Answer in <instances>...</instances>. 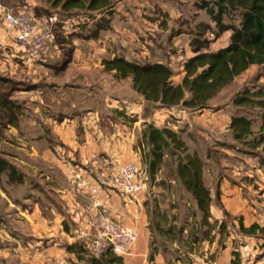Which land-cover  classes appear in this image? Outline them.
<instances>
[{"label":"rangeland","instance_id":"374dc122","mask_svg":"<svg viewBox=\"0 0 264 264\" xmlns=\"http://www.w3.org/2000/svg\"><path fill=\"white\" fill-rule=\"evenodd\" d=\"M0 1L6 8H12L14 11L23 10L27 6L28 10L33 11L40 18L55 17L54 25H58L55 29L56 33L67 31L68 36H90L97 20L109 18L113 24L111 22L107 29L110 31L108 36L118 39L117 29L123 23L136 35L134 43L138 44L136 48L131 45L129 47L130 61L140 64H155L156 61H162L173 72L171 78L173 84L182 82L184 76L180 78L179 74L184 72L185 63L196 55L195 40L210 42L209 47L202 49L200 53L217 52L230 43L231 32L220 33L204 7L206 3L214 7V0H137L135 2H139V6L131 7L127 17L123 14L125 11L123 8H127V5L122 6L120 3L123 0H110L109 8L95 12L78 9L65 12L60 5L53 4L55 0ZM126 21L129 24H125ZM134 22H138L139 29L132 27ZM224 23L238 24V14L231 13L225 16ZM77 28L78 31H75ZM85 42L87 49L88 41ZM3 46L6 49L0 51V70L6 72L0 71V73L24 82L34 79L36 82L46 83V78H49L45 73L49 71L47 65L59 61L56 56L58 51L60 58L63 57L60 48L52 49L50 53L54 58L47 65L33 62L28 64V67H24L20 58L15 59L13 56L8 58L12 54V51L8 50L11 47ZM65 48L68 50L69 47ZM41 64L43 67H40ZM9 66H11L10 73L7 72ZM14 70L16 73H13ZM89 72L90 75L85 79L83 76H77L74 80L64 72L59 77H54L59 83H51L53 86L45 87L42 95L37 93L28 96V110L25 109L23 115L27 118H24L25 123L20 125L16 136L7 130V135L5 132V136L0 137V153L4 152L3 156L16 163L26 175L25 183L18 186L9 185L6 174L0 178V264H89L86 260L90 256L88 249L92 242L97 240L96 231L93 227L92 229L86 227L85 230H90L91 236H81L80 231L84 229V225L76 226L69 220L63 210L65 201L62 203V200H66L68 191L75 193L76 197L80 194L81 197L85 196V201H88L87 197L92 198L93 195L81 187L78 193V183L73 176L64 175L62 172H60L62 175L57 174L59 166L57 161L61 164L66 161L62 160L63 155L72 159L69 164H73L74 161L77 165L83 164H80L79 154L73 151V147L62 149H67L64 154L58 151L61 143L57 134L52 131L55 130L56 125L41 120L48 111L43 110V105L40 108L39 100L40 96L45 103L54 99L55 101H51L52 107L49 111L53 114L64 111L70 114L77 108H81L80 112H83L82 108L87 107L103 112V122H111L108 116L110 109L106 105V88L109 91L114 90L111 91L113 94L116 93L128 101L125 105L128 106L127 108L124 107V102H121L122 115L118 123H114L116 124L114 130L119 137L126 133L128 142H131L129 145L139 158L135 160L143 163L141 167L144 190L141 194L135 198H127L122 194L111 192L109 196L103 197L110 199L111 208L114 207L113 214L102 211L104 217L119 224H122L119 219L122 221L125 219V222L130 224L126 225L127 227L136 228L139 232L137 242L127 254L121 256L124 264H230L234 259L233 251L241 253L243 264L264 263V239L256 238V240L252 236L243 235L240 232L242 218L239 220V216L225 213L224 217H220L215 224L216 215L211 213L209 222L213 224V229L204 223L196 200L187 192L177 176L179 157L183 153L168 152L153 173L148 171L145 176L152 146L142 137L146 128L152 125L160 129L169 128L178 133L182 139H186V153H198L204 162V181L211 191L213 212L222 207L217 197L220 193L219 185L224 177L238 184L246 198H253L254 202L250 201V204L256 206L255 200L259 198V193L255 192L254 188L258 189L259 183L264 182V144H258L264 120L261 109L237 107L234 100L246 90L255 92L264 86V67L252 66L213 98L208 108L196 110L183 104L167 107L160 103L147 102L133 89L132 78L118 80L114 74L106 71L105 67L101 72L95 67ZM88 81L92 82H90L91 88L86 85ZM48 92L55 98L51 96L49 98L52 99L46 98ZM61 96L67 97L68 101L58 98ZM190 97L191 95L187 94V99ZM17 98L24 104L26 99L23 95H18ZM38 107L41 114L35 113ZM218 110L222 117L220 122L224 127L214 131L210 119ZM202 114H205L204 117ZM241 115L252 120V129L255 128V131L252 136L236 140L228 126L231 123L230 118ZM196 117L202 118L198 120ZM81 126L82 124L78 126L77 131L79 143L82 138L86 140V125ZM206 126L209 129H204ZM79 127L83 130L82 134L79 132ZM47 131H51L50 134H47ZM32 146L44 159L34 154L31 150ZM71 150L73 154H69L68 151ZM51 159L53 161H48ZM48 166L55 171L51 175L54 180L51 181L50 186L41 181L40 174L35 173V170L38 173L40 169L46 172L44 167ZM67 181H70L72 188L77 187V189L71 190L66 185ZM60 189L64 193L59 192ZM104 209L105 207L102 208ZM65 220L69 232H66L63 223ZM222 222L225 226L221 235L219 226ZM143 234H145L144 240ZM75 241L78 242L74 243ZM142 243L145 246L144 254L140 251L139 256L136 253L128 256ZM71 244H79L84 250L85 263L80 262L76 255L66 251L67 246Z\"/></svg>","mask_w":264,"mask_h":264},{"label":"trees","instance_id":"16d2710c","mask_svg":"<svg viewBox=\"0 0 264 264\" xmlns=\"http://www.w3.org/2000/svg\"><path fill=\"white\" fill-rule=\"evenodd\" d=\"M214 1V7L208 3L204 7L216 23L220 33L231 32L230 43L217 52L200 53L202 49L209 47L210 42L195 40L196 55L185 63V75L181 83H172L173 72L163 63L140 64L127 60L125 57L116 56L113 59L103 61L105 70L114 72V76L118 80L132 78L133 89L147 102L160 103L167 107L183 104L194 110L208 108L209 102L213 98L252 66L264 67V0ZM53 4L60 5L65 12L76 9L95 12L109 8L110 0H55ZM231 13L238 14V24L228 25L224 23V17ZM109 27L110 20L101 18L97 20L95 29L87 37L98 38L100 32L109 29ZM72 37L74 36H69V38ZM80 37L84 36L81 35ZM58 41L59 43L61 41L68 43L67 38ZM74 49L75 47L70 45L68 50H64L62 69L71 62ZM17 85L13 79L0 75V116L9 117L8 122L11 123L17 121V113L22 108L18 102L10 99V93L18 89ZM187 94L191 95L190 99H187ZM234 104L237 107L261 109L264 120V86L255 92L244 91L243 94L236 97ZM252 123V120L246 116H234L231 119L229 129L233 132L236 140H242L254 134ZM3 125L6 126L7 124ZM143 138L152 146L147 164L150 173H153L161 164L168 152L172 154L173 152L183 153L179 157L177 176L187 192L196 200L204 223L213 229V224L209 222L212 217V196L204 181V162L200 155L198 153H186L185 141L178 133L169 128L160 129L150 125L144 131ZM258 144H264V121L260 129ZM3 174L8 176V183L11 185L22 184L25 180V174L0 155V178ZM214 223L218 222L215 221ZM224 226L225 224L222 222L219 226L220 234L223 232ZM240 232L246 236H259V238L264 239V227L257 223L245 227L241 220ZM67 250L75 253L79 260L86 258L83 255L84 250L79 244L69 245ZM232 255L234 259L231 260L230 264H243L239 251H233ZM86 260L89 264H124L123 257L115 254L111 249H107L100 257L90 254Z\"/></svg>","mask_w":264,"mask_h":264},{"label":"crops","instance_id":"0c3cea01","mask_svg":"<svg viewBox=\"0 0 264 264\" xmlns=\"http://www.w3.org/2000/svg\"><path fill=\"white\" fill-rule=\"evenodd\" d=\"M135 1L137 0H123L122 2H120L122 6L127 5V8H123L125 9V11L123 12L125 17L128 16V11L131 10V7L139 6V2H135ZM11 10L13 9L11 8ZM23 10H28V7L27 6L24 7ZM130 14L131 13H129V15ZM36 17L38 19L40 18L38 16ZM111 22L112 21H110V24ZM125 24H129V23L126 21ZM121 25L122 26H120L117 29V33H119L118 39H114V38L112 39V38H109L108 36L110 33L109 30L101 31V34H100L101 36L99 35L98 38L77 37V36L69 38L68 36L69 32L67 31L66 32L61 31V32L56 33L55 29L58 26L56 24L54 26V38L50 42H48L47 46L36 58L32 59L28 56L25 46L20 44L17 41L15 32L11 28H9L7 24L5 23L4 12L0 10V51L3 49H6L4 46L3 48L2 45H6V46L8 45L7 48L11 47V49H8V50L9 52L12 51V54L11 56H8V58L12 56L15 59L16 57L20 58L24 67H28V64H32L33 62H39V63L41 62V63H44V65H47V63H49V61L54 58V55L50 53V50L52 49L58 50V48H60L62 52V56H63L60 58L59 51L57 55L54 52V54L58 57L59 61L55 62L54 64L50 63L47 65L48 67L47 69L49 71H46L45 73H47V76H49V78H46V83L45 82L42 83L41 81L36 82L34 79L33 81L27 80L24 82V81L15 79L13 77H10L8 75H5V73L4 74L0 73L1 76L11 78L18 84L17 85L18 89L10 93V99L24 106L23 108H21L19 113H17V118H18L17 121L13 123L8 122L9 117L5 118L4 116L3 117L0 116V137L5 136V132H6V135L9 132L10 134L12 133V135L16 136V132L18 133L17 130L20 128V125L25 123L24 118H27V116H23V115L25 114L24 113L25 109L28 110V96L31 97V96L36 95L37 93H39L38 95H42L45 87H51L53 86L52 84L59 83V81L57 79L55 80L54 77H59L62 72L71 76V78L74 80L77 79V76H83L85 79L88 75H90L89 71L92 70L94 67L99 72H101V70H104V65L102 63L104 60H108L106 58L113 59L116 56H120V57H125L127 60H131L130 55L128 54V51L130 50L129 49L130 45L135 48L138 45L137 43H134L136 41V35L132 33L127 26H124L123 23H121ZM132 27L139 29L140 25L137 22ZM78 29L79 28L75 29V31H78ZM112 29H113V25H112ZM63 38L68 39L67 44L64 43L63 41L59 43L58 40L59 39L63 40ZM85 41H88L87 49L85 47V43H86ZM70 45H73L75 47L74 53H73L71 62L67 65L66 68L62 69L61 63L64 58L63 53H64V50L66 49L65 47L67 46L69 47ZM155 63H162V61H156ZM17 66L20 68L19 64ZM10 67L11 66H9V70H7V72L9 71V73L11 71ZM40 67H43V64H41ZM0 71L6 72L5 70H0ZM50 71H51V74H50ZM13 73H16V70H14ZM110 73L114 74V72H110ZM184 75L185 73L181 72L179 74V77L182 78ZM51 78L53 80H50ZM51 81H54V82H51ZM90 82L91 81H88L86 84L89 86V88H91L90 85L92 83ZM113 83H117V82L113 81ZM112 87L114 88V86ZM106 90H107L106 105L110 109L108 116L111 118L110 120L111 122H103L104 121V117H103L104 115H102L103 112L101 113L98 110H94V109L87 108V107L82 108L84 109L83 110L84 113L80 112L81 108H77L75 112H72L70 114H68L66 111L53 114V112H49V111L52 107L51 101H55V100L54 99L51 101L48 100L49 103H45L43 101L42 96H40L41 98L39 100L41 104L40 108L43 105L44 107L43 110L48 111L47 113H45L44 117H41V120L44 121V123H47L50 125H56L55 130L53 129L52 131H54L57 134L58 140L61 143V145L58 146V151L60 153L63 152L64 154L66 153V150L68 149V147H73V151L79 154V157H80L79 160L81 162L80 164H83L82 166L77 165L76 161L72 162L73 164H69V162H71L70 160L72 159L63 155L62 160L63 161L69 160V161L68 162L65 161L62 164L59 161H57L59 163L57 174L62 175L63 173L64 175H67V176L69 175L73 176L77 180V183H78V189L77 187L75 188L78 190V193H80L81 191L80 187H81L83 190L86 189V191L89 192V194L93 195L92 198L87 197L88 201H85L86 200L85 196L81 197L82 195L80 194L79 197H76L74 195L75 193L72 194V192L68 191L67 196L65 197L66 200H62V203H64L65 201V206L63 205L62 206L64 207L63 210H65V215L67 214V216L70 218L69 220L72 221V223H74L76 226L84 225L83 226L84 229L81 230L80 232L82 233L81 236H85V237L91 236L90 230L86 231L85 228L86 227H89V229H92V227L94 228L95 218L99 215H104L102 211H106V212L108 211L111 214H113L112 212L114 211L113 210L114 207L111 208V203H110L111 200L105 199L103 197L107 195L109 196L111 192L122 194L124 196H127V198L136 197V196H129V195L123 194L119 190L113 188L112 186L108 185L106 182L102 181L101 178L103 174H105L111 166L123 165L129 162H136L140 166H143V163H141L140 160H135L139 158H137L136 154L134 153L133 148L129 145V143L131 142L130 141L128 142L126 138V133H124V135L119 137L118 134L115 133V130H114L115 128L114 126L116 125V124L114 125V123H118V121L121 118L120 116L122 115V113L120 112L121 109H123V105L121 102H124V107L127 108L128 106H125V105L128 104V101L124 97L119 96L116 93L113 94L112 92H114V90L110 89L109 91L107 88ZM18 95H23V97L26 99L24 104H22V102L18 100L17 98ZM50 96L52 98H55L53 95H51L48 92V95H46V98H49ZM141 97L142 99H144L143 96ZM52 98H49V99H52ZM58 98L59 99L61 98L62 101L64 100L68 101L67 97L65 96H61ZM69 100H71L70 97H69ZM25 104H26V108H25ZM35 113L41 114V110L39 109V107L35 109ZM204 115L205 114H202V117H204ZM213 115L214 116L210 119V121H212L211 123L213 124L214 131H216L215 129L224 127V124H221L220 122V118L222 119V117H220V110L214 112ZM201 118L196 117V119L198 120H200ZM36 119L38 118L36 117ZM215 122L217 125H215ZM230 122H231V118H230ZM3 124H7V125L4 126ZM81 124L82 126L86 125L85 126L86 140H83L82 138L81 142L79 143L77 141L79 139V135L77 131H78V126H80ZM220 124L221 126H219ZM104 125H106L109 128L105 129L106 126ZM204 129H209V127L206 126ZM252 130L255 131V128H253ZM50 132L51 131H47V134H50ZM79 132L81 134L83 132V130H81L80 127H79ZM142 137H143V134H142ZM183 140L185 141L186 139H183ZM64 148H67V149L62 150ZM31 150L34 152L36 156L44 159L42 155L40 156V154L37 152V149L35 147L32 146ZM73 151L71 150L68 152L69 154H73ZM40 153L42 154L41 151ZM44 154H46V152ZM0 155L3 156L5 155V153L4 152L0 153ZM73 158H74V155H73ZM48 161L51 162L53 161V159L48 160ZM11 163L15 165L21 172L23 173L25 172L21 170L17 166L16 163L14 162H11ZM44 168H45V171L48 173L42 172L43 171L42 169H40L38 173H37V170H35L36 171L35 173L40 174V176H42L41 181L50 186V183H52L51 181L54 180L53 176L51 175L54 174L55 171L49 166L44 167ZM144 173H145V176H147L148 174L147 166H146V171ZM70 178L71 177H69V179ZM25 180H26V175H25ZM25 180L22 184H19V185H23L25 183ZM67 182L68 184L66 183V185H68L71 188V190L73 189V191H75V189L72 188V186H70V181H67ZM255 182L258 183L257 181ZM15 186H18V185H15ZM219 186H220V193L217 198H218L219 204H221L222 207L215 209L214 212L213 210H211V213L216 215V221L219 220L220 217H224L225 213H229L234 216H239V220L242 218L245 227H249L254 223H257L260 226L264 227V182L259 183L258 189L254 188L255 192L258 191L259 193V198L257 199L255 197L256 198L255 203H257L256 206H252V204H250V201L254 202V200H252L253 198H249V199L246 198V196H244L243 189L235 182L233 181L231 182L230 180L224 177L223 181L220 183ZM58 191L64 193L61 189ZM104 207L106 210L105 209L102 210V208ZM119 218L120 216L118 217V219ZM119 221H121L122 225H125V226L130 225L125 222V219H123V221L119 219ZM91 222H93L92 225H91ZM63 223L65 226L66 232H69V227L67 226L66 220ZM144 236L145 234H143V240L145 238ZM256 238L258 240L260 239L259 236H254V239ZM76 242L78 241H75L74 243ZM66 251L68 253H71L67 250V248H66ZM140 251H142V253L145 251V246H143V243L139 247H137V249L135 248L131 253H129L128 256L135 255V253L136 255L139 256L140 253L138 252ZM71 254L76 255L75 253H71ZM79 261L84 262V263L86 262L84 260H79ZM256 264H259V262H256Z\"/></svg>","mask_w":264,"mask_h":264},{"label":"built area","instance_id":"2783aa9c","mask_svg":"<svg viewBox=\"0 0 264 264\" xmlns=\"http://www.w3.org/2000/svg\"><path fill=\"white\" fill-rule=\"evenodd\" d=\"M0 10L4 12L5 23L15 32L17 41L25 46L30 58H36L54 38L55 17L38 19L32 11H14L6 8L1 1ZM142 176V167L136 162H129L111 166L101 180L123 194L137 196L144 190ZM94 228L97 240L92 242L88 251L95 257H100L107 249L123 256L139 238L136 228L116 223L103 215L95 218Z\"/></svg>","mask_w":264,"mask_h":264}]
</instances>
